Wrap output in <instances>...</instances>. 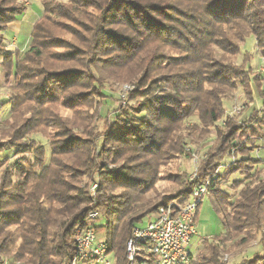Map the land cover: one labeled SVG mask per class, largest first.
<instances>
[{
  "label": "trees",
  "instance_id": "1",
  "mask_svg": "<svg viewBox=\"0 0 264 264\" xmlns=\"http://www.w3.org/2000/svg\"><path fill=\"white\" fill-rule=\"evenodd\" d=\"M41 2L44 12L33 26L29 48L20 56L0 44V67L14 81L12 98L0 103V112L11 105L10 118L0 120V152L9 151L0 159V263L71 264L76 227L97 210L106 221L96 230H104L115 264H128L126 248L133 229L159 207L184 202L208 179L207 198L235 247L253 241L254 233H264V177L252 169L261 161L253 159L249 149L257 139L264 141V103L240 122L224 108L241 86L250 85L245 92L252 101L264 97L261 86L255 85L261 77L239 62L250 35L264 56V0ZM26 9L21 0H0V43L9 24ZM168 10L179 15L174 26L162 21ZM169 48L178 55H168ZM248 57L244 54L245 60ZM170 60L179 61L176 72L153 77ZM131 78L136 86L129 100L153 85L161 88L162 96H153L137 115L128 106L113 119L103 117L100 108L109 97L108 86ZM192 116L215 131L198 178L191 181L186 173L177 198L147 197L161 166L188 157L183 132L195 131L186 122ZM98 119L107 131L97 126ZM39 134L49 139V159L45 146L33 138ZM233 147L245 171L231 165L228 174L240 172L247 181L236 196L222 189L219 181L226 174L218 173ZM26 152L34 158L12 160V154ZM110 159H122L133 168H109ZM127 169L130 175L124 174ZM96 173L97 200L90 196L88 182L82 187L85 178L92 181ZM116 188L123 190L113 194ZM224 235L206 239L212 264H228L222 260ZM232 264H264V253Z\"/></svg>",
  "mask_w": 264,
  "mask_h": 264
},
{
  "label": "rangeland",
  "instance_id": "2",
  "mask_svg": "<svg viewBox=\"0 0 264 264\" xmlns=\"http://www.w3.org/2000/svg\"><path fill=\"white\" fill-rule=\"evenodd\" d=\"M26 2L31 4L28 11H26L24 14L19 16V19H22L24 22V29L29 31L27 27H30V31L32 28V22L36 18V15L38 13L43 12V6L40 2L37 0H21L22 4L26 5ZM27 4V5H29ZM168 15L163 17L162 21L167 26H174L176 19L179 18V15L176 11L168 10ZM30 25V26H29ZM176 25V24H175ZM68 37V36H66ZM12 40H10L9 43H7L9 48H16L14 44H12ZM24 52V51H23ZM168 55L177 56L178 51L174 50L172 48H169L165 51ZM21 53V52H20ZM219 54V52H218ZM244 54H248V59H244ZM20 56L22 55L19 54ZM221 55V53H220ZM122 57H119L121 59ZM264 56H262L260 50L257 48V41L256 38L253 35H250L244 45H243V51L240 54L239 62L245 63L248 68L252 69L251 71L254 73H257L259 81L255 80V85L258 87L261 86V90L264 94V71H262L261 67L264 66ZM1 62V59H0ZM179 61L172 62L171 60L168 61L167 65H165V68L161 73L153 75V77L158 76H168L174 72H176L177 67L176 64ZM264 68V67H263ZM127 76V74H125ZM14 84V81L12 79H7L5 77L4 71L0 68V103L7 102L12 98V86ZM111 88L108 86L106 93L109 94V97L105 99L103 106L100 108L103 117L108 116L109 119H113L116 116L117 110H120L124 112L128 106H131V112L135 115H137L144 107V104L149 102L153 96H162V91L160 87H156L157 85L153 86H146L142 89L144 90L143 96H138L132 100H129V93L132 91L136 86V81L134 78L131 79H123L120 81H115L114 84H110ZM159 86H161V83H159ZM162 87H164V84H162ZM250 85L243 88L238 87L233 92L232 97L228 98L224 102V108L225 113L235 121H243L245 118V115L251 111L253 108L261 109L264 103V97H255L254 101H252L251 95L246 94L245 90H249ZM251 89V88H250ZM169 92V90H167ZM248 92V91H247ZM252 92V91H251ZM235 104H238L240 107L239 112H235V114L230 115L229 111L233 109V106ZM234 113V112H232ZM11 115V105L6 104L1 112H0V120H7L10 118ZM131 118H133V115H130ZM227 117V116H226ZM263 117V112H262ZM188 125H194L195 131L192 130V132L187 133L183 132L185 138L183 141V148L184 151L188 153L187 156H178L173 158L171 161H169L166 165H163L159 168V173L157 174L154 186L152 189H150L147 192V197H155V195L159 194L161 197L164 195H167L168 198H177L176 196L179 194L180 190L183 188L184 184H181V180L183 176L187 173L188 179L189 174L193 171L195 165L200 166L201 162L207 158L208 153H210L212 145V141L215 138V131L214 130H208L207 126L205 127L204 124H201V122L196 117H189L186 120ZM97 126L100 127L101 130L107 131L109 128H105L104 122L101 120H97ZM220 126L225 127L226 121L224 118H222L221 121H219ZM244 129H247V127H244ZM264 129V128H263ZM247 130V134L249 135ZM191 131V130H190ZM207 132V133H206ZM245 133V134H246ZM33 138H35L38 141V144H42L46 148V158L49 159L51 150H50V143L49 139L42 135H33ZM193 139V140H192ZM103 137L99 139L98 141V148L100 150V147L102 145ZM261 140V138H260ZM257 144H260V149L256 150L254 149L253 152H251V156L255 160H260V164H257L256 167L252 168L253 170L260 172L261 177H264V141L261 140L259 142H256ZM9 151L0 152V159L3 158L6 154H8ZM24 154V155H23ZM11 156V153L10 155ZM21 156L31 157L34 158V154L26 152L19 155L12 154V160L20 161ZM241 156H239L238 159H240ZM232 161L231 155L227 154L225 157H223L221 161V166H219L218 173L220 174H226L225 179H220V183H222V189L234 194L235 196L239 193L240 189L245 185L246 178L244 175H242L240 172H232L228 174V165ZM109 168H119L123 165H126L127 168H133V164L124 163L122 159H118L117 161L109 160ZM236 167H241V171H245L244 163L237 164ZM124 174L130 175V169H127L124 171ZM99 174L96 173L94 175V179L92 181H88L87 178H85L84 182L82 183V187L85 186V184L88 182L87 190L91 192V187L93 184L97 183L98 186L96 188L95 194L92 196L95 200H97V189L99 188ZM123 189L122 188H116L113 190V194H119ZM92 194L90 193V196ZM172 202H180L178 200H173ZM201 207V208H200ZM197 221H198V227L200 228L199 232L193 236L189 250H191L192 253V262L190 264H212L209 262L210 252H209V243L205 239L201 240V237L204 236L205 231L208 234H217L219 230H222L223 227L219 225L218 221L215 223V211L213 209V206L210 202V200L206 197L203 201V203L200 205ZM148 221V218H145L141 225H146ZM203 232V233H202ZM99 237L103 238L105 236L104 230L98 231ZM257 235V236H256ZM253 236L255 238L253 241L249 242L247 245L235 247V242L232 241L229 237L224 235V242L226 244L224 245L225 252L222 253V260L228 264H232L235 262H240L244 258H250L255 253H264V242L261 241L262 237L264 238L263 232H258L257 234L254 233ZM200 242V243H199ZM205 254V255H204ZM204 255V256H203ZM227 255V259H226ZM206 258V259H205ZM205 259V260H204Z\"/></svg>",
  "mask_w": 264,
  "mask_h": 264
},
{
  "label": "built area",
  "instance_id": "3",
  "mask_svg": "<svg viewBox=\"0 0 264 264\" xmlns=\"http://www.w3.org/2000/svg\"><path fill=\"white\" fill-rule=\"evenodd\" d=\"M239 111L240 107L235 104L229 113L233 115ZM235 150L236 147H233V160L228 166L240 164L234 157ZM198 168L195 165L189 174V180L195 181L198 178ZM209 183L208 179L205 183L197 184L187 200L161 206L148 216L146 225H137L127 242L128 264H190L192 257L189 247L193 236L198 233L195 216L207 197ZM97 186V183L92 185L91 196L95 194ZM105 221V216L100 212L91 210L86 224L76 227L75 257L71 264H115V257L109 249L107 239L105 236L99 237L96 230V226ZM0 264L10 263L4 260Z\"/></svg>",
  "mask_w": 264,
  "mask_h": 264
},
{
  "label": "crops",
  "instance_id": "4",
  "mask_svg": "<svg viewBox=\"0 0 264 264\" xmlns=\"http://www.w3.org/2000/svg\"><path fill=\"white\" fill-rule=\"evenodd\" d=\"M38 2H40L41 4H42V2H41V0H37ZM27 4H29V3H27L26 2V6H27V9L24 11V13L26 12V11H28V9H29V7L31 6V4H32V2H31V4H29V5H27ZM43 6V5H42ZM43 12H44V8H43ZM43 12L41 11V13H38L37 15H36V18L33 20V22H32V28H31V31H30V27H27V29L29 30V31H27V30H25L23 27H24V22H23V20L22 19H19V18H17L14 22H12V23H10L9 24V26H8V29L4 32V40L0 43L1 45H4L5 47H6V50L8 51V52H13V53H19V54H21V53H23V51L25 52L28 48H29V46H30V43H31V40H32V37H31V33H32V29H33V26H34V24H35V22L43 15ZM23 13V14H24ZM21 16V15H20ZM30 26V25H29ZM10 40H12L13 42H12V44H14V45H16L15 47L16 48H9V46L10 45H8L7 43H9L10 42ZM21 52V53H20ZM1 68V67H0ZM262 140V139H261ZM260 139H257L256 140V142H259V141H261ZM261 147H260V144H257V143H255V147H251V148H249L250 149V152H253L254 151V149H256V150H259ZM251 154V153H250ZM239 156H241V154H238V155H234V157L236 158V159H238L239 158ZM231 158H232V160H233V157L231 156ZM239 160V159H238ZM201 208V207H200ZM199 208V209H200ZM214 209V208H213ZM215 211V210H214ZM198 213H199V210L197 211V213H196V216H195V224H196V228H197V231L199 232V234L201 233V231H199L200 230V228L198 227V221H197V217H198ZM214 221H215V223H217V221H218V223H219V225H221L222 227H223V225H222V223H221V220H220V216L216 213V211H215V218H214ZM203 233V232H202ZM225 234V228L223 227V229L222 230H219L218 231V233L217 234H213V232L211 233V234H208V233H206V231H205V234H204V236L203 237H201V239H200V242H201V240H205V239H211V238H213V237H221V236H223ZM199 242V243H200ZM190 252H192L191 250H190ZM193 253V252H192Z\"/></svg>",
  "mask_w": 264,
  "mask_h": 264
}]
</instances>
